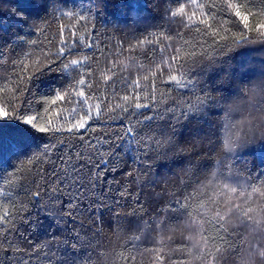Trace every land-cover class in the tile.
<instances>
[{
  "label": "snow or ice",
  "instance_id": "obj_1",
  "mask_svg": "<svg viewBox=\"0 0 264 264\" xmlns=\"http://www.w3.org/2000/svg\"><path fill=\"white\" fill-rule=\"evenodd\" d=\"M130 2L119 0L125 7ZM116 3L89 0L87 10H75L69 9V0H26L25 9L33 11L25 14L12 8L7 23L0 19V178H7L9 183L15 179L26 197L20 201L18 213L0 215V264H104L106 257L117 255L115 250L110 251L113 246L101 243L99 237L105 211L115 213L113 205L136 192L126 185L113 190L109 177L121 170L110 167V163L122 157L143 169L146 179L141 189L157 185L151 179L152 169L156 163L166 167V161L174 159L172 154L182 157L179 164L187 165L181 168L184 176L191 172L197 177L196 193L210 187V178L212 183L220 179L239 183L242 172L247 174L246 182L253 191H257V182L264 187V166L250 168L249 161L238 159L251 148L264 149V118H248L253 115L250 110L256 108L257 98L264 100V69L248 80L241 79L243 66L239 73L232 71V44L237 49L257 42L264 44V24H250L251 13H242L238 4L224 0L222 15L229 20L235 17L242 27L237 33L225 28L226 34L216 39L218 32L211 30L209 17L218 5L199 0H164L166 6L160 18L165 24L157 25L145 22L146 18L135 10L128 17L130 23L108 17L107 9ZM193 7L201 10L200 17ZM65 19L73 22L72 27L62 23ZM108 20L117 31L127 29L125 36L136 41L122 40L113 46L126 43L129 48L124 50L130 51L143 45L138 54L146 63L156 65L151 76L155 78L159 72L160 86L167 85V93L157 95L154 79L149 91L148 75L143 76L142 87L139 79L129 80L110 67L111 75L103 76L109 95H96L91 86L92 74H100L95 65L108 48V43L100 40L102 34L96 22ZM54 25L55 39L49 36ZM185 27L203 40L198 44L184 41V52L173 50L169 42L173 37L183 40ZM88 28L91 32L85 36L77 35L80 29ZM215 73L219 79L212 78ZM173 84L177 95H172ZM93 96L98 102L88 104ZM61 104L79 105V111L73 109L78 118L67 122L60 116L67 126L51 117ZM220 129H224L223 138ZM202 158H207V163ZM237 165L242 169L238 170ZM124 174L134 177L135 168ZM177 183L185 186L179 174ZM220 188L237 192L228 182ZM167 193L168 188L161 187L153 196L163 202ZM0 196L12 198L2 180ZM194 199L193 194L177 199L173 191L167 206L157 215L177 209L181 215H188ZM135 202L143 210L139 196ZM229 207L232 215L240 211L239 205ZM260 211L264 213V209ZM250 212H245L243 223L264 238V217L249 219L254 216ZM13 215L17 219L11 220ZM45 217L54 228L46 231L45 243H34L30 237L40 230ZM113 223L119 224V216ZM161 223L164 227H154L153 231H166L167 222ZM117 236L125 239L119 232ZM246 254L252 257L251 264H264V239L259 247L249 242L246 247L232 250L225 245L215 259L219 264H238L237 257ZM157 261L163 264V257L157 256Z\"/></svg>",
  "mask_w": 264,
  "mask_h": 264
},
{
  "label": "trees",
  "instance_id": "obj_2",
  "mask_svg": "<svg viewBox=\"0 0 264 264\" xmlns=\"http://www.w3.org/2000/svg\"><path fill=\"white\" fill-rule=\"evenodd\" d=\"M69 2L71 3L69 9L87 10L90 6L89 0H69ZM199 2L219 6L213 15L209 17V22L212 25L211 30L218 32L216 39L226 34L223 30L225 28H230L231 33H237L238 28L242 27L235 21V17L229 20L227 15H222L224 0H199ZM230 2L238 4L242 13L252 14L249 17L250 24H264V0H230ZM25 3L26 0H0V19L7 23L11 17L10 9L12 8L17 11H24L25 14L33 11L31 9L26 10ZM145 4H147V8L144 7ZM165 6L164 0H131L125 7L117 0L116 6L107 9V15L112 19L120 20L122 23H130L128 17L135 10L143 18H146L145 22L159 25L165 24V20L160 18ZM167 6L175 8L173 5ZM192 11L196 12L197 17L202 15L201 10L198 8L193 7ZM234 22L237 23L235 27L232 26ZM62 23L66 27H72L73 24L67 19L62 21ZM110 25L111 20H108L107 23L104 21L96 22L99 33L102 34L100 40L108 43V48L104 49L105 55H101L99 63L95 65V68L100 70V74L98 75L96 71H93L92 74L91 86L96 91V95H109L108 86L104 83L103 76L111 75L108 71L110 67L116 68L119 74L129 80L135 81L139 79L142 87L145 86L143 76L148 75L147 86L149 91L154 79L158 88L157 95L159 96V93H167L168 86H160L159 72H157L155 78L151 76V72L156 70V65L146 63L144 57L138 54L143 45L130 51L124 50L129 48L126 43L122 47H114V44L120 45L122 40H131L133 44L136 41L131 36H125L127 29L125 31H117ZM86 32H91V29H80L77 35L85 36ZM164 34L167 35V33ZM182 35L183 40H177L173 37L169 42L173 45V50L179 49L184 52V41H188L189 44H198V42L203 40V37L189 27L183 29ZM49 36L55 39V25ZM41 38L43 39V37ZM232 48L234 49L232 71L239 73L241 66H243L245 71L241 73L242 80L256 78L259 72L264 69V44L257 42L238 49L235 44H232ZM178 78H180L179 75ZM212 78L219 79L220 76L215 73L212 74ZM212 78L209 79V84L212 83ZM108 83L110 84L111 81ZM171 87L173 90L172 95H177V86L173 84ZM84 90L85 92L88 91V89ZM123 94V92L119 93L121 96ZM97 102L95 96L87 101L88 104L92 105ZM115 102L113 101V103ZM73 109L79 111V105L61 104L58 111H52L51 117L54 121H59L67 126V122L78 118ZM262 109H264V100L258 97L256 108L250 110L253 115L248 118H264V110ZM60 116L66 117L67 122L60 120ZM220 133L221 138H223L224 129H220ZM98 134L95 133V135ZM172 156L174 159L166 161V167H161L160 163H156V166L153 167L151 179L156 181L157 185L143 189L140 186L144 183L146 175L143 173L142 168L132 165L127 157H122L114 164L110 163V167L121 170L113 172L109 177L113 181V190L115 191L116 188L126 185L129 190L135 189L136 192L131 198L126 196L124 199L119 200V204L113 205L115 213L108 211L104 213L102 235L99 240L105 245L113 246L110 251L115 250L117 253L111 259L106 257L104 264H158L157 256L163 257V264H219L215 258L218 255V250H222L225 245L232 250L240 246L246 247L249 242H251L253 247H259L264 238L258 232L253 231L250 226H245L243 220L245 218L244 214L248 210L251 211L249 215H254L250 216L249 219H255L256 216L257 220H259L264 217V213L260 211L264 209V187L257 182L254 185L257 191H253L246 182L248 180L247 174L242 172L239 176V183L223 179L212 183L210 178V187L196 193L195 189L198 185H195L194 181L197 177L193 176L191 172L184 176L181 168L187 165L179 164L182 157L176 156V154H172ZM202 159L207 163V158ZM238 159L249 161L250 168H255L258 164L264 166V149L251 148L242 152ZM236 167L238 170L242 169V165H237ZM133 168H135L134 177L124 174L126 171H132ZM207 170V168L203 169V171ZM177 174L184 179V187L177 183ZM0 180H2L4 190L12 193L11 199L7 196H0V215L5 212L18 213L19 203L22 200H26V197L19 189L15 179L12 183H9L7 178H0ZM225 182L230 183L232 187L237 189V192L232 193L222 190L220 185ZM189 183H192L193 186L187 187ZM161 187L168 188V193L163 202L161 198L153 196L154 192L161 191ZM173 191L177 192V199L180 200H184V196L189 194L195 195L196 199L192 200L188 215H181L180 210L177 209L171 214L165 213L158 216V211L160 208L167 206V199L171 198ZM180 192H183V195H179ZM136 196H139L143 204V210H139L141 205L135 202ZM184 202L188 203V201ZM235 205H239L240 211L236 215H232L229 206ZM117 216H119V224H114L113 221L117 219ZM15 219H17V216L13 215L11 220ZM11 220L8 221V226H11ZM154 221L155 223H153ZM161 221L167 222V230L153 231L154 227L156 229L164 227ZM49 228H54V225L51 220L45 217L43 226L30 238L34 243H45L47 240L46 231ZM118 232L125 239H118ZM133 237H139V239L132 240ZM128 241L132 242L128 243ZM125 247L127 250H125ZM100 251L103 252L104 248H101ZM129 256H132L133 260H129ZM237 260L238 264H251L252 257L246 254L245 257H237Z\"/></svg>",
  "mask_w": 264,
  "mask_h": 264
}]
</instances>
